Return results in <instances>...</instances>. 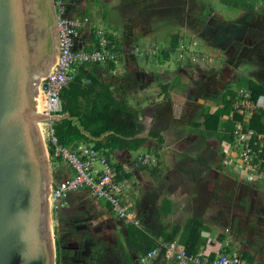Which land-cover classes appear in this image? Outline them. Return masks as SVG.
<instances>
[{"label":"rangeland","instance_id":"obj_1","mask_svg":"<svg viewBox=\"0 0 264 264\" xmlns=\"http://www.w3.org/2000/svg\"><path fill=\"white\" fill-rule=\"evenodd\" d=\"M259 1L254 0L252 2L253 9L250 12H242L241 9L232 8L223 4L221 0H69L67 7H70L71 15L87 17L94 26L104 24L111 34L117 33L120 47V57L116 58L118 61H120L122 52L124 53L125 50L131 56L137 53L138 56L146 57L147 48L145 46L147 45L149 48V44L158 56L161 51L169 48L171 38L177 36V50L176 53L171 54V67L173 63L183 65L186 70L185 80L192 85L196 80L200 83L196 96H192V94L187 97L185 95L177 96L179 100L186 103L191 101L190 97L196 100L207 96H209L207 98L212 97L217 102L227 88L233 90L230 88L231 84L228 80L223 79L226 75L222 68L229 63L234 65L237 69L235 71H238L240 63L247 78L256 71L259 79L264 80V7ZM215 19L219 21L218 25L214 22ZM220 22H228L230 25L226 28L224 24L220 25ZM143 29L146 30L144 35L148 36L146 40L142 39L140 34L141 37L139 35L130 37L134 30L142 32ZM157 37L161 40L158 47L154 46L158 42ZM242 38L253 40V42L249 44L245 41L246 43H244L249 45L243 46ZM124 39L126 44H122ZM231 44H235V48L232 50L233 54L229 55L226 49L231 47ZM214 45L219 48H215ZM135 50L137 51L135 52ZM224 51L225 54H223ZM144 52L146 53L145 56ZM142 62L144 63V61ZM101 67L95 70L90 67L83 68L82 76L94 75L101 83H104L100 73ZM218 70L219 72H217ZM218 73L219 76H216ZM188 76L190 77L188 78ZM84 79L86 84L89 83L86 78ZM108 84L106 85L109 86ZM188 89L191 91L192 87ZM110 90L115 97L116 91L111 88ZM159 90L151 91V97H154L158 92L161 93ZM234 91L238 95L239 90ZM133 94L131 93L132 99L140 105L135 109L139 114V112H143L142 101H139L137 97L133 98ZM173 95L170 96L173 97ZM126 97H128L126 94L119 93V96L115 98H124L128 103ZM153 104H155V100H153ZM193 105L198 107L196 111H192L194 112L193 118L189 116L186 120H181L180 124L183 125V121L188 124V120H195L197 115L195 112L202 111L208 103L194 101ZM211 107L215 106L210 104L209 108ZM154 109L152 108L151 111V113L153 112L152 125L153 127L161 126V120L155 117L157 112ZM255 112L250 114L243 112L244 123L254 116ZM199 115L197 120L200 121L202 118ZM239 129H241V124L235 123L232 135L234 136V131ZM187 130L195 135L198 134V129L192 126ZM161 138L163 140L160 141L157 138L154 143L159 141L157 144L161 145V142L165 140L164 136ZM194 138H185L190 143L181 146L179 149L173 146L174 158H170L171 155L167 158L166 150L162 145L160 146L162 148H159L157 144L156 147L152 146L153 152L150 151V155H139L147 160L145 164H140L139 167L150 166L142 173L146 180L145 186L148 189L142 193L130 181L125 200L128 202L133 219L137 221L138 226H141L142 220L145 217L147 219L150 213H154V218L151 220L152 224L155 222L161 224L158 211L162 201L169 200L170 211L163 223L166 231H170L173 224L179 225L182 229L188 220L195 217L209 228V231L202 232L201 235L203 233L208 234L212 229L211 241L217 245L219 253L226 251L238 254L242 249L251 248L250 245L252 244L253 246L258 244L261 248L262 243H264V216H260L261 212L264 211V181L252 184L245 181L239 182L238 176L234 174L230 166L223 163L230 161V157L233 156L231 155L233 148L238 147L234 139L230 142L228 140L219 142L216 139H201L199 136ZM187 154L193 155L195 159L204 160L205 163L193 161L194 158L183 162L182 159L188 157ZM131 156L135 157L136 153L131 152ZM174 164L172 177L166 175L167 170L165 168L169 166L171 169ZM161 166H163L162 169ZM55 168H57L56 165H51V170L54 171ZM61 169L64 172L65 168L62 167ZM137 191L140 192L135 194ZM58 214L59 212L52 211L51 224L55 255L58 247L60 264H63V255L59 246L60 223ZM77 216L78 214L74 217ZM112 217L117 221L113 214ZM94 219L91 218L92 222L96 221ZM92 224L90 225L87 221L84 226L75 225L74 230L83 240L81 246L90 247V244H95L99 246V250H102L104 244H101L103 240L98 238L99 226H92ZM113 229L114 224L111 223L110 230L112 233L110 236L115 235ZM116 234H118L117 231ZM88 237L91 241L86 240ZM220 237L223 238L221 241H219ZM113 239H110V252L109 256L106 257V264H124V262L125 264L126 262L134 264V253L126 245L124 239H119L117 244H115L116 241H112ZM227 240H231V247H226ZM206 241L207 237H205L204 243Z\"/></svg>","mask_w":264,"mask_h":264},{"label":"water","instance_id":"obj_2","mask_svg":"<svg viewBox=\"0 0 264 264\" xmlns=\"http://www.w3.org/2000/svg\"><path fill=\"white\" fill-rule=\"evenodd\" d=\"M53 0H0V264H56L38 86L58 62Z\"/></svg>","mask_w":264,"mask_h":264},{"label":"crops","instance_id":"obj_3","mask_svg":"<svg viewBox=\"0 0 264 264\" xmlns=\"http://www.w3.org/2000/svg\"><path fill=\"white\" fill-rule=\"evenodd\" d=\"M259 2L264 7V0H260ZM214 22H216V25L219 24V21L216 19L214 20ZM221 24H224L226 28H228L230 25L228 22H220V25ZM215 29L213 30L215 31ZM145 31L146 30L144 29L142 32H137L134 30L133 34L132 33L130 34V37H132L133 35L137 37L140 34L142 35V37L140 35L139 36L142 39L146 40L148 36L144 35ZM127 34L129 33L127 32ZM112 35L117 39L116 36L117 33L114 32ZM157 39L158 42L154 46L158 47L159 46L158 44L161 40L158 37ZM244 42L245 41L242 40L243 46L249 45V44H245L246 42L245 43ZM122 44H126L125 39L123 40ZM214 46L215 48H219L217 47V45ZM234 46L235 44L234 45L231 44V47L226 49L227 54L229 55L233 54L232 50L235 48ZM145 47L147 48V50L145 51L147 53L146 57L138 56L137 53L131 56L128 53V51L125 50L124 53L122 52L120 61L118 60L115 61L113 70L108 71L106 70V68L102 66L100 72L102 74V81L104 82V84L109 83L108 85L110 86V88L116 91L117 97L119 96V93H124L128 96L126 98L131 107L136 109L137 107L140 106L132 99L131 93L132 94L135 93L133 94L134 95L133 98L137 97L139 101H142L141 108L143 109V112H139V118L143 126V132L137 136L138 138L143 139L142 143L135 151L129 149H122L115 151L110 156V161L115 166L120 165L123 169V172L128 175L127 179L129 183L130 181L133 182L135 187L139 188V190H141L142 193L143 191H147L148 189V187L145 186L146 180L142 176V173L146 171V169L150 166H146L145 168H142L144 166L136 167L134 165V161L140 154H143L145 156H148V154L150 155V153L153 152V150H151L152 146L156 147L157 143H154L156 142L155 138H151L148 136L149 130L153 127L152 125L153 112L151 113L152 108H155L154 111L157 112L155 117L161 120L160 124L162 129L159 132V134L161 136H164L165 138V140L161 142L162 143L161 145L166 150V154H167L166 157L171 155L170 158L175 157V152L172 153V151L174 150L173 146H176L179 149L181 146L190 143V141L186 140L185 138L198 137V134L195 135L189 132L187 129H189L191 126L193 127V124L196 123L195 121L201 122V120L200 121L197 120L198 114L201 113V110L195 112V115L197 114L196 117L194 118L195 120H190V121L188 120V124H186V122L183 121L182 122L183 125L180 124L181 120H186L187 118H189V116L190 118H193L192 115L194 112L192 111H196L198 109L197 106L195 107L193 105L194 101L198 103L207 102L208 105H205L206 107L201 109L202 110L208 109L209 113H213L217 108V106L215 105L216 100H213L212 97L207 98L209 96L197 98L196 100H193V98L190 97L189 98L191 100L189 101L190 103L189 102L185 103V101L179 100L177 96L185 95L187 97L189 94H192V96H196L197 89H199L200 83H198V80H196L195 81L196 84L194 83L193 86L192 84H189V82L185 80L184 77L186 75L185 73L186 70L183 67V65L173 63V66L171 67L172 64L171 54L176 53V51L169 54V58L165 61L162 60L163 51H161L160 54L157 56L155 50L150 48V44H149V48L147 47V45ZM145 52H144V56L146 55ZM223 54H225V51ZM142 61H144V63ZM239 65L240 66L237 65L238 71H235L237 69H235L234 65L231 63L225 65V67L222 68L223 70L221 69L226 75L225 78L223 79H226V81L228 80L229 84H231L230 88H232L233 91L238 89L239 91L249 92L248 84L249 82H253V81L254 83L264 88V80L259 79V76L257 75L256 71L255 73L252 74L251 77L247 78L246 74L243 72L244 69L242 65L240 63ZM83 68L86 67H81L80 70H83ZM217 72H219V70ZM216 76H219V73ZM189 77L190 76H188V78ZM189 87H192L191 91L190 89H188ZM233 87H237V88L234 89ZM157 89L158 90L160 89L159 91H161V93L158 92L154 97H151L152 96V94H150L151 91ZM171 94H174L173 97L170 96ZM141 98L143 99L141 100ZM153 100H155V104H153ZM210 104H213L215 107L209 108ZM258 104L261 106L264 104V96L258 98ZM185 128L187 129L184 130ZM161 145H159V148H162L160 147ZM131 152H135L136 156L132 157ZM187 156L191 159L194 158L193 155L187 154ZM151 158L153 159V157ZM62 167L65 168L64 172L61 169ZM162 167L163 166H161V169ZM169 168H170L169 166L165 168V170H167L165 174L172 177L171 174L173 173L174 170L173 168H175V164L171 166V169ZM60 171L61 173L59 174ZM55 173H57L56 176H54ZM67 173H68V169L62 163H59V165H57V168H55L54 171L52 170V175L53 177H55V179H61L66 177ZM139 192L140 191H137L135 194H138ZM169 211H170V201L163 200L158 211V215L160 216L161 219L160 222L161 224L159 225H162V227L164 226L163 223ZM58 212H59L58 215H59V223H60L59 246L63 255V260H62L63 264H70V263L81 264V262L82 264H106L105 260L106 257L109 256V252H110L109 247L111 243L110 240L111 238H114L112 241H116L115 244H117V241L122 238L124 239L127 245V237L125 233L124 222L118 220L114 216L117 219V221H115L112 217V212L110 211L109 207H107V205L102 201H98L91 198L85 191H77V192L69 193L63 200L59 202ZM76 214H78V216L74 217ZM154 215H155L154 213H150L147 219L145 217L144 220H142V224L148 226L149 228L155 229L157 227L156 222L153 224L151 222V220H153L154 218ZM260 216H264V211L261 212ZM91 218L92 219L95 218L94 220L96 221L92 222ZM87 221L90 223V225L93 223L92 226L95 225L99 226L100 234L98 235V238H101L103 240L101 241V244H104V246H102V250H99V246L95 244L94 245L90 244V247L81 246L83 240H81L78 234H76L74 227L75 225L84 226L87 223ZM111 223L114 224L113 232L115 233V235L112 236H110V234L112 233V230H110ZM173 225H171V227ZM115 229L118 234H116ZM83 232L88 233L86 231ZM211 232L212 229L208 234L203 233L201 235V237L203 238L207 237V241L206 243L200 244L198 248V252L209 254L210 256L212 255L215 256L219 252L217 251L218 250L217 245L213 241H211L212 240L211 239L212 235L210 234ZM89 237L88 239L86 238L85 239L91 241ZM158 241L159 243H165L161 239H159ZM174 243L180 244L178 243V241H175ZM226 243H227L226 247H231V243H232L231 240H227ZM250 246L251 248L242 249L241 251L238 252V254L239 253L242 254L243 252H250L254 256V264H264V243H262L261 248H259L260 246L258 244H255V246H253L252 244ZM134 264L136 263L134 262ZM148 264H174V263L173 261H166L163 257H158L156 260ZM241 264H245V262L241 260Z\"/></svg>","mask_w":264,"mask_h":264},{"label":"built area","instance_id":"obj_4","mask_svg":"<svg viewBox=\"0 0 264 264\" xmlns=\"http://www.w3.org/2000/svg\"><path fill=\"white\" fill-rule=\"evenodd\" d=\"M58 33V62L53 66V72L45 77L38 86L39 113L47 116H61L62 101L60 94L77 75L81 67L88 65H104L110 60L116 61L119 52L115 50L107 38L110 31L107 26H94L87 17H76L70 14L65 0H53ZM84 17V18H83ZM137 51V50H136ZM233 108L236 112L254 113L261 106L250 99V92L239 91ZM58 120L41 122L45 139V148L51 163V157L62 163L68 169L66 177H53L49 191V209L58 212L59 202L69 193L85 191L91 198L105 203L112 214L126 224L138 226L129 211L125 200L129 188L127 178H117L115 165L102 151L96 150L91 144L79 143L74 147H66L59 143L53 124ZM251 131H234L233 139L237 148L228 163L240 182L255 183L264 181V170L252 160L250 147ZM145 157L139 156L134 165L145 164ZM53 166V165H52ZM158 257L174 264H241L236 253L188 254L184 245L177 243H159L158 246L141 255L136 264H148Z\"/></svg>","mask_w":264,"mask_h":264},{"label":"trees","instance_id":"obj_5","mask_svg":"<svg viewBox=\"0 0 264 264\" xmlns=\"http://www.w3.org/2000/svg\"><path fill=\"white\" fill-rule=\"evenodd\" d=\"M221 1L225 5L241 9L244 12H250L253 9L252 2H254V0ZM65 2L68 4L69 0H65ZM68 9L70 10V7ZM107 38L111 41L115 50L120 52L118 40L111 33L107 35ZM176 49L177 36H173L169 48L162 52V60L166 61L169 54L175 52ZM114 64L115 62L110 60L104 65L94 64L85 67L95 70L103 66L106 70L111 71L114 69ZM82 75V70H78L75 79L62 90L60 94L62 101L61 114L68 113L71 118H76L79 125L90 137L82 133L71 119L65 118L53 124L59 143L66 147H74L79 143L91 144L96 150L102 151L108 159L117 150H137L143 141V139L137 137L143 132L137 110L131 108L124 98L116 99L109 86L101 83L94 75H86L85 77ZM84 78L89 83L86 84ZM95 87L99 90H96ZM248 90L250 99L254 102L259 97L264 96V88L254 82H249ZM236 98V92L227 88L221 94L219 101L216 102V110L213 113H209L208 109L202 110L200 113L201 122L194 123L193 127L198 129V136L201 139H216L219 142L228 140L230 142L233 141L232 134L235 123H240L242 132H252L250 147L253 152V162L258 165L260 170H264V111L257 110L254 116L244 123V114L236 112L233 108ZM161 129V126L152 127L148 132V136L158 138L160 141L163 140L159 134ZM260 141H262V144H260ZM189 159V157H183L182 160L186 162ZM193 161L205 163L204 160L198 158ZM58 162V160L51 157L52 165ZM142 168H145V166ZM115 169L118 173L117 178L128 177L120 165H116ZM193 179H195V176H193ZM207 231H209V228L195 217L188 220L184 228L181 229L179 225L175 224L170 231H166L159 224L155 229L143 224L141 226L134 224L125 226L127 245L135 253L133 263H137L141 255L158 246L159 239L165 243L178 241V243L184 245L188 254H196L200 244L205 242V238L201 237V233ZM221 239L223 238L220 237L219 241ZM225 253L228 252L225 251ZM56 256V264H60L58 247ZM211 257H214V255ZM239 257L245 264H254V256L250 252H243Z\"/></svg>","mask_w":264,"mask_h":264},{"label":"flooded vegetation","instance_id":"obj_6","mask_svg":"<svg viewBox=\"0 0 264 264\" xmlns=\"http://www.w3.org/2000/svg\"><path fill=\"white\" fill-rule=\"evenodd\" d=\"M260 33V32H259ZM243 41H247L249 44H251L253 42V40L250 39H242ZM258 51V50H257ZM259 52V51H258Z\"/></svg>","mask_w":264,"mask_h":264}]
</instances>
